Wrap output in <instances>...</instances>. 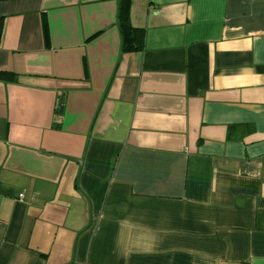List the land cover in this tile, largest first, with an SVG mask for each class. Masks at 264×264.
<instances>
[{"label":"crops","instance_id":"0c3cea01","mask_svg":"<svg viewBox=\"0 0 264 264\" xmlns=\"http://www.w3.org/2000/svg\"><path fill=\"white\" fill-rule=\"evenodd\" d=\"M117 9L0 0V264H264V0Z\"/></svg>","mask_w":264,"mask_h":264},{"label":"trees","instance_id":"16d2710c","mask_svg":"<svg viewBox=\"0 0 264 264\" xmlns=\"http://www.w3.org/2000/svg\"><path fill=\"white\" fill-rule=\"evenodd\" d=\"M128 10H129V0H118L117 25L121 36L122 49L140 50L143 44L144 33L141 29L133 28L130 25ZM6 76H10V78L14 77V75L10 73L0 72V78L4 79V77ZM230 128H231V131L229 130L230 134H234L237 136H240L238 130L242 128H243V130L241 131L242 134L251 133L254 131V128L247 124L231 125Z\"/></svg>","mask_w":264,"mask_h":264},{"label":"built area","instance_id":"2783aa9c","mask_svg":"<svg viewBox=\"0 0 264 264\" xmlns=\"http://www.w3.org/2000/svg\"><path fill=\"white\" fill-rule=\"evenodd\" d=\"M19 197L21 198L22 197V194H19Z\"/></svg>","mask_w":264,"mask_h":264}]
</instances>
